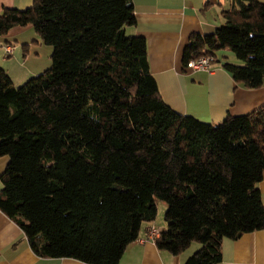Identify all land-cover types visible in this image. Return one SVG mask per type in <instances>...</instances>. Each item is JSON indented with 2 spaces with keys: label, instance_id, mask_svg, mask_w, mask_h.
I'll return each instance as SVG.
<instances>
[{
  "label": "trees",
  "instance_id": "trees-1",
  "mask_svg": "<svg viewBox=\"0 0 264 264\" xmlns=\"http://www.w3.org/2000/svg\"><path fill=\"white\" fill-rule=\"evenodd\" d=\"M211 34L191 33L182 63L227 50L222 67L264 85V0H230ZM132 0H32L0 6V35L31 25L51 65L16 85L0 66V210L40 257L118 264L166 203L156 246L216 264L224 238L264 230V105L219 123L172 109L128 35Z\"/></svg>",
  "mask_w": 264,
  "mask_h": 264
},
{
  "label": "crops",
  "instance_id": "crops-1",
  "mask_svg": "<svg viewBox=\"0 0 264 264\" xmlns=\"http://www.w3.org/2000/svg\"><path fill=\"white\" fill-rule=\"evenodd\" d=\"M132 4L135 23L125 26V32L145 38L150 72L161 97L172 109L216 124L227 114H247L264 105V85L245 88L222 67L225 61L238 63L231 52H219L208 71L189 70L182 63L183 50L191 33H213L223 22L222 13L230 7V0H132ZM29 5L30 0H0L1 7L22 9ZM20 29L14 27L0 35V47L2 43H10L8 37ZM26 55L23 54L25 58ZM3 62H6L4 57L0 61L2 67ZM7 161V156H0V174ZM257 187L264 203V175ZM156 205L157 218L141 224L137 238L127 245L118 264H183L199 247V243L192 242L177 255L158 248L155 240L148 238L151 227L160 232L166 225L165 205L157 201ZM0 264L88 263L68 257L38 256L22 229L0 210ZM216 264H264V230L242 233L235 239L224 238Z\"/></svg>",
  "mask_w": 264,
  "mask_h": 264
},
{
  "label": "rangeland",
  "instance_id": "rangeland-1",
  "mask_svg": "<svg viewBox=\"0 0 264 264\" xmlns=\"http://www.w3.org/2000/svg\"><path fill=\"white\" fill-rule=\"evenodd\" d=\"M31 3L32 0H30V5ZM20 28V31L14 33V36L10 35L8 37L10 43L6 44L11 46L12 52L14 50L13 54L11 52L10 55H6L5 43H2L0 47V61L3 57L5 58L6 62H3V68L8 71L7 73L16 85H21L30 76L42 73L47 69L51 65L50 55L52 52V46L44 43L31 25ZM23 54H27L26 58ZM23 61L24 64L21 65L20 63ZM156 201L164 204L166 208L164 201L159 199ZM193 242L198 244L196 241Z\"/></svg>",
  "mask_w": 264,
  "mask_h": 264
},
{
  "label": "built area",
  "instance_id": "built-area-1",
  "mask_svg": "<svg viewBox=\"0 0 264 264\" xmlns=\"http://www.w3.org/2000/svg\"><path fill=\"white\" fill-rule=\"evenodd\" d=\"M6 55H10L12 52L11 46L6 45L4 47ZM215 59L209 55H200L197 58H191L186 62V68L189 70H205L208 71L210 69L211 63ZM159 235V230L155 227H151L148 231V238L152 241Z\"/></svg>",
  "mask_w": 264,
  "mask_h": 264
}]
</instances>
